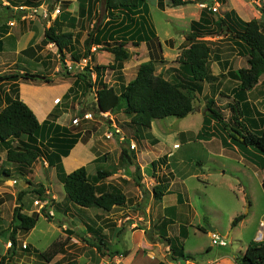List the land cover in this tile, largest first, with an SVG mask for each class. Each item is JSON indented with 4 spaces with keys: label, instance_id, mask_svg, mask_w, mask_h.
<instances>
[{
    "label": "crops",
    "instance_id": "obj_1",
    "mask_svg": "<svg viewBox=\"0 0 264 264\" xmlns=\"http://www.w3.org/2000/svg\"><path fill=\"white\" fill-rule=\"evenodd\" d=\"M21 1L23 0H19V3ZM6 2L10 4V7H8L9 10L11 11L13 10L14 12L20 11V13L23 16L16 18L17 21H14L13 19H7V22L0 26V75L5 73L17 72L13 69V67L16 66L17 68L20 62L28 60L31 62V64H35L37 69L34 70L33 72L32 71L30 72L37 73L39 75L48 76L52 78V80L54 81V83L51 85L45 83H39V82H19V96L20 99L32 109V111L35 113L40 123H43L44 121L50 119L52 122H54L55 125H59L63 128L69 129V132L71 134L82 133L81 138L72 148L70 154L67 157L62 158V164L65 173L70 174L71 172L79 169L80 167H86L89 175L93 176L96 171H103L101 170L100 165L104 161H109L106 155L108 153L115 154V162L117 163L119 162L118 164H120V168H122L121 165H124L123 166L124 168L119 170L120 176L116 174V176L119 177L120 184L121 183L128 184L131 182V184L134 186V189L136 191L134 185L135 174L131 171V169H129V164H127L126 162L124 163L123 161L124 159H122V156L121 157L119 156V153L123 154L125 150L127 151V155H131L132 152L136 154L137 152L136 158L138 159L139 164L135 162L134 163L140 167V173L145 174L148 170V167L151 166L152 173H154L156 169L159 172L161 168L165 167V169L167 170L166 172L170 174V176L163 175L169 177L170 179L168 182L169 183L168 192L163 197L162 201L159 202L160 204L154 202V197H151V202H154L155 204L154 203L150 204L149 208H147L148 206H146L147 202L146 204L145 202L142 201L140 202V204H142L143 206L140 220H144V224H143L144 226L143 227L138 226L136 229H135L136 226L135 222L132 224L131 227L124 225L123 222L129 220L130 219L129 216H127L125 219H119L118 221L119 225L117 226L115 222V217L119 209L127 208L126 206L132 203L133 198H130L128 195L133 192L132 188L125 187L124 190H121L122 188H120V186L115 183V190L117 191L120 190L121 192H123L127 197V202L125 205L116 206L115 208H113L112 211L106 213L101 209L76 208L74 206L75 204L73 205L71 202H69L66 199L65 194L61 193V195L63 196L61 202L62 203L64 202L65 205H69L73 208L78 209L82 216L79 218V221H77V228H81L82 232H87V234H91V235L94 234L92 238L94 236L106 237L107 236L105 234L106 231L109 232L111 230L112 231L109 237L112 238L111 235L112 233H114V231L117 228H121L124 226L121 229L122 231L123 230L125 231L126 229L124 228H127L128 230L125 232L123 237L125 243L129 242V240L131 243L132 248L130 247L128 248V253H132L133 251L140 249H142V251L134 255L132 259H129L124 264H196L195 261L196 259L194 261L193 259L200 256V254L198 253L199 252L203 253L205 251L209 252L211 251V247L214 245L212 243L209 246H206L203 250H194V251L189 249L187 250L186 242L190 237V231L192 229L196 233L205 234L207 232H204L205 227L203 226V223L209 222L210 225L211 224L213 225V223L206 216L207 214L206 208L202 210L204 213L203 215H200V213L196 211L195 206H198L199 208L206 206L203 205L201 201L197 202V205L195 204L194 201H191V194L188 187L186 186V182L189 179L193 178L198 180V182L204 185L205 188H208L207 185L209 183L208 179L212 178L211 171L215 169L214 167H212V163L214 162L215 158L225 156L228 153V151L235 152L233 153L235 156L236 153L238 154L241 153L240 149L236 147V145H234L233 143H226L222 141V138H226L224 132L220 133L217 130H213V134L211 136L208 137L199 136L200 132L203 129L204 117H205V113L207 112V107H206L207 100L215 99L220 107H222L223 105H224L223 107H226L229 101L222 102L219 98H217V96L218 95L220 96L221 93H225L226 95L234 94L235 88L238 87L239 82L231 78L230 75L232 74V72L237 71V69L239 70L243 67H247V59L243 57L242 54L240 53L239 48L237 47V40H235L230 35L218 34L219 33L218 27L214 25L210 27V30H212L213 33L215 34L202 38L203 40L210 42V46L212 48V56L210 62L212 75L218 78L212 83H208V82L203 83V89L201 92L202 94L201 100L203 102H199V104H201L202 107L198 108L197 110V107L199 105L196 106L194 102V112L191 113L186 118L178 120V122L175 119L169 121H163L165 119H162L163 122L162 125L160 120L153 121L151 128L147 129V131L143 130L142 133H140L141 135H136V137L139 138L137 143L138 147L136 151H130V144L131 143L135 144L136 139H131L130 141L128 140L120 141L115 144V147L119 148L118 150H113L112 148L110 149L108 148L109 149L108 150L107 147L103 146V142L106 140L101 139L103 141L102 142L99 139H94L93 136L95 137V134H92V138L86 140L85 139L86 132H90V129H86L88 127H85L84 129L83 127L81 130L78 128V125H73L72 123L73 122L72 120L77 118L78 113L73 116V113H75V105L77 107V104L74 103L73 101L74 98L71 97V95L69 96V91L74 84L73 75L76 72L74 71V69H71V71L67 73V76L63 77L64 75L62 73L60 74V72H63V70L61 65L62 61L60 60V55L58 54L57 47L54 46L53 44L43 46L42 43L45 38V31H46L45 20L39 18L38 16L32 15L31 14L32 7L21 6L22 4H20V7H15L11 5V3H9L8 1ZM164 2L166 3V7L164 8V10L161 9V11L163 13L168 14V10L170 9L167 6L168 0H164ZM195 3L196 2L191 1V3L188 4V5L194 4L199 14L198 18L192 19L191 22L199 21L202 16L201 14L203 12L204 13L207 12L210 18L216 19L219 17H223L226 13L231 11H234L237 14V16L245 22H249L252 20L263 21L262 13L260 9L264 8V0H226L224 4L221 2L219 3L220 5L219 12L214 13L215 15H212V13L210 12L211 10L207 8L202 9L199 5L197 6ZM157 6L158 8H160L158 2H157ZM103 8L104 7L101 6L100 3L96 5H87L85 7L84 13H82L80 11V6L79 7L73 6L71 8L65 9V11L63 12H60L59 15H55V16L53 15V18L50 21H48L49 24L47 26V29L54 24L56 19H58V21H60V23L63 25L64 31H71L75 34V36L80 38V44H78V47H81V45H83L85 41H82V38L85 35L88 36L89 33L100 35L102 40L106 39L107 42H114L115 23L108 24L109 18L107 16L103 19L101 24L95 26L96 22L94 20L96 16L99 15L100 12H102ZM181 8H177V9H181ZM55 9L56 7H51L49 9L50 14ZM220 11H222L223 14L220 13ZM102 13L105 14V12ZM148 14L150 15L149 9H148ZM140 15L141 14L139 13L138 16ZM138 16L136 19L137 24L140 23L139 22L140 17ZM87 18H89V20L93 19V22L91 23L92 28L90 30L87 28V33L84 34V31L86 29L85 22ZM9 26L11 27L9 28ZM134 31H132L131 34L132 37L137 35V30ZM40 34L42 35V38H40L39 41H37L38 35ZM157 37H158L157 38L158 43H160L162 46V42L160 41L159 36ZM181 39H182V43L176 49L174 48L175 43L173 39L164 40L165 45L167 44L169 47L168 49L172 50L173 52V54L170 55L173 56L172 57L173 59L174 57H179L183 49L190 47L189 42L186 40V32L181 35ZM75 46L77 47V45ZM30 47L32 51L26 52L27 49ZM45 47H49L48 51L46 52H45ZM99 47L101 46L99 45ZM140 47L142 48V50L146 49L147 55H149V61L153 58L152 55L156 57L155 46L152 43L143 42V44L140 45ZM150 52L152 53V55ZM159 52L164 59L163 60L164 62H162L159 66L164 65V63L165 64L168 63L169 59L168 57H166L168 52L165 51V48L163 46L161 48V51ZM107 58H108V63L110 64L109 60L112 59V57L108 55ZM52 63H55L54 67ZM174 63L175 61L173 62V64ZM178 64L179 65L168 67L165 70L167 76L164 75V71L163 73L160 74L165 78L166 77L171 78L172 75L175 74L176 76H178L177 80L183 78L188 79V71L185 70L184 68L181 69V63ZM214 65H216V68H214ZM18 68L21 69V71L19 72L22 73L24 71H28L26 70V68H23L21 66ZM72 68H75V65ZM171 68L174 69L172 70ZM56 79L59 80L57 83L55 82ZM10 87H11V83L0 82V111L6 107L8 103L7 102L8 97L9 98L12 97V95L9 92ZM232 101L234 102V99ZM247 101L250 107L246 110V116L241 117L240 121L248 129H253L255 128V124L256 126H258V123L260 124L261 119H259V116L261 115L260 112L262 109L261 106H263L264 109V76L260 79L259 84L252 91L248 92ZM222 111L225 113L226 118H227L226 114H228L229 116L231 115V113L228 112L227 110L222 109ZM248 111L251 112L247 114ZM52 113H54L52 115V117L53 116L54 117L51 119ZM119 115H122V113L116 114L115 117ZM85 123H87V125L90 124V122H85ZM177 124L178 126H176ZM212 124H214V128H216L218 122L214 120ZM157 125L162 126L161 127L162 132H160L159 129L158 130L156 129L158 127ZM127 130H132V128L127 127ZM62 132L63 131H58L55 127H53V129L50 130V134L49 135L46 134L47 137L46 141H48L49 139V141L52 142V144H50L48 148L56 149L55 147H53V143L56 140L54 136L57 135L59 136V134ZM5 148H6L5 145H3L2 148H0L1 158H4L5 156V151H6ZM152 152H154L156 156L154 159H149L148 153H152ZM143 158H145V161H143ZM154 161H160V163L157 165L156 168L152 167V163ZM243 161L247 163L249 160H247V158L245 157ZM91 166L94 169L93 172L89 170ZM202 167H204V169H202ZM53 170L55 171L56 180L61 184L62 183L61 180L60 179L58 180V178H60L58 171L56 170V168ZM205 171L209 172V175L205 174ZM223 174H225L224 171ZM238 182H239L238 185H232L230 190L236 196H237V192L242 194L241 199L239 197H237V199L241 200L244 203V205L250 199L249 203L251 208L252 196L249 195V191L245 188V186L243 187L239 185L241 184L240 180ZM176 183L178 185L176 189L173 190V185ZM104 184L103 185L98 184L100 187L99 190L101 192L105 190L107 191L109 190L108 185H104ZM61 185L63 187V183ZM50 187L51 186H49L48 189L49 193H47V191L46 193L50 196V198H52L51 196L54 197V195L53 192L50 190ZM139 189L143 195L145 196L147 195L148 193L147 189L145 192L143 191L144 189L143 190H141V188ZM153 189H152V195H153ZM58 202L59 201L57 200L56 203ZM250 208L249 210H247V214L250 212ZM114 211H115V217L110 216L109 213H112ZM156 212H158L159 214L158 213L156 214ZM235 213L230 218V221L232 222L237 216L243 215V213L241 212L238 214ZM160 215L161 218L158 217ZM194 217H197L196 222H193ZM245 220L246 218L241 223H243ZM232 222L230 225V228L232 229L230 233L232 234L229 235V241L232 240L233 231L236 228V227L235 228L232 227ZM178 225L180 227L179 237L174 235L173 230L172 232H170L171 227L175 226L176 228ZM66 226H63V228H61L63 232L64 230L67 229ZM213 226H214L213 227L214 230L210 231V233L211 232L217 233L216 226L215 225ZM147 230L148 231L152 230L151 233H153L154 235L156 241L155 244L150 242L152 241L151 239L153 238V235L149 234ZM184 230L186 233H183ZM258 232L259 233L255 236V238H253L256 241H260L263 239L262 238V235L264 234L263 223H261ZM101 233H103V235H101ZM210 233H207L206 235L210 237L209 235ZM226 236L227 235H224L221 238H224L223 240L227 241L225 239ZM168 239H170L173 242L174 247L179 248L180 245H182L184 247V252L188 255H191L192 258L189 260H184L180 258L179 255L180 251H177L176 253L172 252L169 246ZM85 242L88 244V245L86 244L87 247L90 246V250L88 254L91 253L92 255L96 254L98 256H101L98 253L97 249L90 245V243H94V241H91L90 239H86ZM7 245L10 246L11 242L7 243ZM29 247H33L31 243H29ZM169 251L172 252L173 258H172V254H169ZM119 252H127V250L119 251ZM237 254L238 252H233V254H229L228 256L227 255L218 256L213 260L210 257H208L203 262L204 263L207 262L206 264H238V262L236 261L238 257ZM126 255L127 253L124 256H120V257H125ZM101 257L107 258L105 262L109 261L110 259V256L108 255ZM115 257H119V256H115ZM115 257H113V259H115ZM102 264L104 263L102 262ZM113 264H115V260Z\"/></svg>",
    "mask_w": 264,
    "mask_h": 264
},
{
    "label": "trees",
    "instance_id": "obj_2",
    "mask_svg": "<svg viewBox=\"0 0 264 264\" xmlns=\"http://www.w3.org/2000/svg\"><path fill=\"white\" fill-rule=\"evenodd\" d=\"M225 3L226 0H218ZM147 0H79L80 11L84 13L87 5H96L102 3L105 14L109 18L108 24L115 23V39L119 32L117 29L120 25L123 30L120 31L122 41H116L118 44L111 45L106 39L101 38L100 35L89 33L87 39L83 43L85 48L84 54L78 53V44L80 38L75 36L71 31H64L63 25L55 20L54 24L46 29L43 46L53 44L57 47L58 54L62 65H65V56L70 53L72 61L80 63L82 59H87L91 56V48L94 45H103L102 51L113 55L114 63L107 66L96 65L94 68L86 66L85 73L72 74L76 77L75 86L79 88H87L90 91L96 90V114L110 113L116 115L123 113L130 121V125L136 128H151L152 122L155 120H162L165 118H176L178 120L184 119L194 112L195 92H202L203 83H212L218 78L212 75L211 71V56L212 48L210 42L203 40L206 36H211L213 33L210 30L212 25L218 27V34H225L232 36L237 40V47L243 57L247 59V67L237 69L232 72L231 77L239 82L235 93L226 95L221 93L226 98H233V103H228L231 118L235 125H229L224 116L220 113L221 108L215 99L207 100V112L205 113L204 123L200 137H208L213 134L212 122L215 120L222 123L225 127L223 131L226 138H222L226 143H237L240 148L247 152L250 161L264 170V121L258 123L257 132L250 131L240 118L246 116V110L250 107L247 96L248 92L252 91L264 76V8L260 9L263 21L252 20L245 22L241 20L234 11L226 13L223 17L210 18L207 12H203L199 21H194L192 30L186 34V40L189 42V48L182 51L179 56V63L181 69L188 71V79L183 78L176 81H169L164 76L156 74V64L164 62L160 55L161 44L156 43L155 53L156 58L152 55V59L148 62L142 63L137 72V76L128 84H123L120 90L110 86L104 80L105 71L108 69L115 70L121 74L124 63L131 58V53L126 48V44L132 43L133 46H140L143 42L151 43L157 39V33L150 23L148 14ZM191 2L189 0H168L167 6L172 9L187 6ZM1 4V3H0ZM30 6H36L35 3L27 2ZM158 5L160 9L164 10L166 3L164 0H159ZM210 6H213L210 4ZM214 15L213 11H210ZM141 14L138 16V14ZM84 15V14H83ZM137 16L140 17V23L137 24ZM127 23V25H125ZM138 26V27H137ZM137 27V28H136ZM137 30V35L132 37V31ZM135 32V31H134ZM117 35V36H116ZM77 45V47L75 46ZM41 48V47H40ZM32 51L31 47L26 52ZM96 73V80L93 82L92 73ZM71 74V73H70ZM120 79L123 81L122 75ZM1 82L11 83L8 103L4 109L0 111V144L5 145L7 149V160L19 165L21 168H26L33 165L40 157H47L49 167H55L58 171L63 188L66 194V199L81 208L86 209H101L105 212H110L116 206H123L127 202L126 195L121 191H100L99 185L96 182L104 180L111 176L112 173L108 171H98L97 175H89L86 167H80L70 174H66L62 164V158L70 154L72 148L81 138L82 133L71 134L69 129L55 125L50 119L40 123L32 109L20 99L19 96V82H39L45 84H53L52 78L32 73L29 71L12 72L0 75ZM251 111H248L249 114ZM54 113L51 114V119ZM261 125V126H259ZM55 127L58 131H63L59 136L55 137L53 147L48 146L52 144L51 141H46V134H50V130ZM229 129V130H228ZM230 129L235 134L230 132ZM22 135L28 136V141H23L17 147H12L10 141L15 137ZM240 138H238V136ZM52 139V138H51ZM243 139V141H242ZM230 141V142H228ZM234 144V143H233ZM228 145V144H227ZM250 147V148H249ZM45 149L49 152H45ZM263 156H259L256 152ZM45 152V153H44ZM132 159L136 161V154L132 152L127 155L124 150L122 159L124 163ZM160 161H154L152 167L156 168ZM135 164L132 162L130 165ZM1 167V157H0ZM135 179L138 187L143 188L141 177L138 175L140 167L136 165ZM19 172H22L19 170ZM4 176L10 178L12 176L11 169H6L2 172ZM169 180H162L154 187L153 197L157 201H162L163 197L168 192ZM29 187L26 191H22L18 197L19 206L14 209L13 220L16 223L9 232V242L11 247L8 254L12 257L15 255L17 249V235L18 233L28 234L32 231L40 218L39 213L29 215L25 213L23 197L28 194H34L39 200L50 202L52 204L54 199L46 193L43 185L28 182ZM145 192V190H143ZM51 205L47 204L43 209V215L48 219H53V216L48 213ZM47 211V213L45 212ZM245 215L237 216L233 222L234 228L244 220ZM7 232V231H6ZM69 234L72 231H67ZM183 233H186L185 230ZM148 235V233H147ZM150 238V237H149ZM70 237L59 238L54 241L45 251L29 247L25 248L24 252H33L42 258L46 263H50L54 258L62 253L70 243ZM169 246L172 252L180 251V258L184 260L191 259V255L184 252V247L180 245L179 248L174 247L173 242L168 239ZM95 247L101 256H124L127 252H111L106 244L105 238L100 237L98 241L90 243ZM7 255L0 259V264H7ZM236 261L238 264H264V241H252L244 255L238 256ZM54 264H62L56 262ZM64 264H76L74 262Z\"/></svg>",
    "mask_w": 264,
    "mask_h": 264
},
{
    "label": "rangeland",
    "instance_id": "obj_3",
    "mask_svg": "<svg viewBox=\"0 0 264 264\" xmlns=\"http://www.w3.org/2000/svg\"><path fill=\"white\" fill-rule=\"evenodd\" d=\"M6 1L11 3V5L15 7L21 6H29L32 7L31 14L38 16L39 18H42L45 20L46 25L45 28L47 29L48 21H50L53 18V15H59L60 12L65 11V9L71 8L73 6L79 7L80 4L79 0L77 3V0H23L19 3V0H0V26L7 22V19H13L14 21H17L16 18L22 17L23 15L20 13V11L14 12L13 10H9L8 7H10V4H8ZM196 2L195 4L198 6H201L202 3H204L205 0H189ZM27 2L35 3L36 6H30L27 4ZM158 0H147L146 4L150 12V23L154 27L155 31L157 32V36H159L160 41L162 42V46L165 48V51L168 52V63H164V65L159 66L161 63L156 64V74L159 75L160 73H163L166 75V69L168 67H172L174 65H179V57L170 56L173 54L172 50L168 49V45L166 46L164 43V40L166 39H173L174 40V48L176 49L181 43V35L186 32H190L192 29L191 22L192 19L198 18L199 14L197 11V8L193 5H187L184 8L181 9H172L170 8L168 10V14L163 13L160 8L157 6ZM24 4V5H23ZM101 6H103L102 3H100ZM5 6V7H4ZM7 7V8H6ZM51 7H56V9L50 14L49 9ZM104 7V6H103ZM203 9V8H202ZM102 12H105L104 8ZM100 12L99 15L95 18V26L98 24H101L103 19L107 16L106 14ZM106 13V12H105ZM220 13L223 14L222 11ZM215 15V14H214ZM93 22V19L89 20V18L86 19L85 26L86 29L84 31V34L87 33V28L90 30L91 23ZM127 25V23L125 24ZM12 26V25H11ZM9 26V28L11 27ZM124 25H120L117 31L119 32L118 37L116 38L118 41H122L120 34L123 30ZM116 29V28H115ZM117 36V35H116ZM87 35H85L82 38V41H85L87 39ZM42 38V35H38L37 41ZM110 42L111 45L118 44L116 41ZM36 41V42H37ZM158 42V39H155L153 42H151L153 45ZM143 44V43H142ZM141 44V45H142ZM101 47L94 45L91 48V56H89L87 59H82L80 63H74L71 61L70 53L66 54L65 58V65H62V73L64 76H67V73L71 71V69H74L76 72L75 74H82L85 73V68L87 65L90 66V68H94L96 65L100 66H107L114 63V57L113 55L109 54L108 52L102 51L103 45H100ZM126 48L131 53V58L124 63V68L121 70V74L115 70L108 69L105 71L104 80L107 84L110 86H113L117 88V90H120L123 84H128V82L132 81L136 76L138 72L139 65H141L142 62L149 61V55H147L146 49L142 50L140 46H133V44L130 42L126 44ZM49 47H45V52L48 51ZM97 49V50H96ZM96 50V51H95ZM142 50V51H141ZM184 50V49H183ZM182 50V51H183ZM78 53L84 54L85 48L83 45L81 47H78L76 50ZM181 51V53H182ZM156 53H159L158 50ZM180 53V55H181ZM155 54V53H154ZM108 55L112 57V59L109 60L110 64L108 63ZM157 55V54H156ZM11 57V56H10ZM96 57V58H95ZM154 59H157L154 56ZM175 63L173 64V62ZM37 64V63H36ZM77 64V65H76ZM211 64V63H210ZM53 67L55 66V63H52ZM75 68H72L74 67ZM26 68V70L34 71L37 70L35 64H31L30 61H22L18 65V67ZM159 66V67H158ZM16 68V66L13 67L15 71H21V69ZM214 68H216V65H214ZM172 70L174 68H171ZM162 70V71H161ZM212 71V70H211ZM9 72V71H8ZM59 74V75H60ZM124 78L122 81L120 79V76ZM173 77V78H172ZM172 77H166L169 81H178L175 74L172 75ZM231 77V75H230ZM73 86L69 91V96L74 98V103L77 104V107L75 105V113H73V116L77 113V118L79 119L78 128L82 130L84 127H88L86 129H90V132H86L85 139L89 140L92 138V134H95L94 139H99L103 142V146L107 147V149L112 148L113 150H118L119 148L115 147V144L120 141L131 139L135 140V147L137 149L138 145V139L136 135H141L142 131H147V129L144 128H136L134 125H130V120L122 113V115H119L115 117V115H111L110 113L104 114H96V90L97 87H95L96 90L90 91L87 88H79L77 89L75 86V80L76 77L73 76ZM232 78V77H231ZM55 79V78H54ZM234 79V78H233ZM92 80L95 82L96 80V73H92ZM236 80V79H234ZM59 80L56 79V83ZM237 81V80H236ZM1 82V81H0ZM195 105L198 106V108L202 107L199 102H203L201 100L202 94L200 92H195ZM217 98H219L222 102H233V98L227 99L225 96L218 95ZM221 102V103H222ZM228 102V103H229ZM224 106V105H223ZM220 107L221 111L220 113L224 116V120L229 125H235V122H233L231 115H227V118L225 116V113L222 111L227 110L230 112L227 107ZM74 107V106H73ZM79 107V109H78ZM261 115L259 116L260 121H264V109L263 106H261ZM86 113L92 114V119H83L84 115ZM73 119L72 123L75 124V120ZM176 120L178 122V119L176 118H165L163 121H169V120ZM128 120V121H127ZM161 124L163 125L162 120ZM85 122H90L89 125ZM82 125V127H81ZM158 126V125H157ZM178 126V124L176 125ZM128 128H132V130H127ZM162 126H158L156 129L160 130ZM197 127V125H196ZM212 128H214V124L211 125ZM178 128V127H176ZM180 129V128H179ZM181 130V129H180ZM213 130H217L218 132H223L225 130V127L222 123L217 124V127ZM229 130V129H228ZM250 131L257 132L261 129H258V126L255 124V128L249 129ZM140 131V132H139ZM168 132V131H167ZM202 132V131H201ZM230 132L235 134V132L230 129ZM23 141H28L27 135H22L21 137H15L10 141V144L12 147H17L20 144L23 143ZM236 147H238L241 151L240 154L236 153V156L233 154L235 152L228 151V153L225 156L222 157H216L214 162L212 163V167L215 169L211 171L212 178H209L208 188H205L204 185L198 182L196 179H189L186 182V186L188 187L190 194H191V201H194L197 205V202L201 201L203 205L206 207H198L195 206L196 211L200 213V215H203L204 208H206V216L210 219V221L213 223V225L217 228L216 232L210 233V228H213L214 226L209 222H204L203 226L204 232L210 233V237L205 234H199L196 233L191 229L190 231V237L188 241L186 242V249L188 250H203L206 246H209L212 244V240L215 236L219 237L218 240L224 239L221 238L224 235H227L225 239L229 243L226 246H220V245H214L211 247V251H205L203 253H198L200 256L197 258H194L193 261H196V264H206L207 262H203L206 258L210 257L212 260L217 258L218 256H224L233 254V252H238V256L244 255L245 250L247 249L248 245L256 240L255 236L259 233V228L261 226V223L264 224V170L261 167L256 166L252 162H250L249 156L246 155V152L243 151L240 146L233 142ZM132 144V143H131ZM130 144V145H131ZM3 145L0 144V148H2ZM250 148V147H249ZM108 149V150H109ZM130 148V151H136ZM5 156L4 158H1V167H0V259L7 255V264H54L55 262H60L62 264L64 263H71L74 262L76 264H113L115 260V264H124L129 259H132L134 255L141 252L142 249L133 251L132 253H128V248L131 247L130 240L129 242L124 241V234L128 230L127 228L125 231L121 230V228H117L114 233H112V238H110L111 231H106V237L105 241L106 244L111 252L114 251H125L127 250V257H115V259H109V261L105 262L107 258L101 257L98 255H92L91 253L88 254L90 250V246H86V239H90L91 241H98L100 236H92L94 234H87V232H82L81 228H77V221H79V218L82 217L79 210L80 209H86L78 207L77 205H74L76 208H73L69 205H65L64 202L62 203V194H65L64 188L62 187V183L60 184L56 180L55 176V167H49V162L47 157L43 156L40 157L39 160H37L33 165L21 168L19 165L12 164L7 160V149L5 148ZM45 152H49V150L45 149ZM44 152V153H45ZM256 152V151H254ZM259 156H263L256 152ZM232 154V155H231ZM123 154L119 153V156L121 157ZM137 155V152H136ZM246 155V156H245ZM156 154L154 152L148 153L149 159H154ZM106 157L109 159V161H104L100 165L101 170L108 171L111 174L108 178H105L104 180L96 182V184L108 185L109 190L115 191V183L122 188L121 190H124V188H132L133 192L128 194L130 198H133V201L131 204H128L126 206L127 208L119 209V211L116 214L115 217V211L112 213H109L110 216L115 217L116 226L119 225L118 221L119 219H125L127 216L130 217L129 220H126L124 225H127L128 227H131L132 224L135 222L136 226L135 229L138 226L143 227L144 220H140L141 212L143 209L142 204L140 202H147L146 206L149 208L150 204L156 202L157 204H160L159 202L154 199V202H151L152 195V189L159 183V181L170 179L167 176L168 175L165 169V167L161 168V170L158 172L157 169L154 173L151 172V166L148 167V170L145 174H142L138 171V175L141 177V183H143V188L141 190L147 189L148 193L147 195H143L140 191V187L136 184V179L134 178V185L136 188V191L134 189V186L130 183H121L119 182V177L116 176V174L119 175V170L124 168V165H121L122 168H120V164L115 162V154L108 153ZM246 157L247 160H249L247 163L243 161V159ZM106 158V160H107ZM143 161H145V158H143ZM132 162H135L139 164L138 159L136 161H132V159L128 158L127 164H129V169L135 174L137 172L136 170V164L130 165ZM117 163V164H116ZM94 166V165H93ZM95 167V166H94ZM11 169L12 176L10 178L3 175L2 172H5L6 169ZM204 169V167H202ZM22 171V172H19ZM93 172V167L91 166L90 169ZM223 171L225 174H223ZM98 171L94 173L93 176L97 175ZM205 174L209 175V172L205 171ZM92 176V175H91ZM92 176V177H93ZM120 176V175H119ZM60 178H58L59 180ZM240 180L241 184L240 186H245V188L249 191V195L252 196V203L250 208V199L247 201V203L244 205V203L237 199L239 197L241 199L242 194L237 192V196L232 193L231 186L232 185H238V181ZM31 181L34 184L43 185L49 193L48 189L49 186L50 190L53 192L52 199H54V202L50 204L48 202L47 204L51 205V207L48 209V213L53 216V219H48L43 215V208L40 207V205H36L33 201L38 199V197L34 194H28L23 197V204H24V212L32 215L34 213H39L40 218L37 222L36 227L30 231L28 234L18 233L17 235V249L15 251L14 256H10L8 254V250L10 249L11 245L8 246L7 243H9V230L16 224L13 220V213L14 209L19 206L18 197L22 191H26L29 187L28 182ZM53 181V182H52ZM177 183L173 185V190L176 189ZM139 190V192H138ZM120 191V190H118ZM66 196V194H65ZM248 196V197H250ZM59 201L56 203V201ZM155 204V203H154ZM157 208V207H155ZM250 212L247 214V210ZM47 213V211H45ZM236 212V213H235ZM243 213L245 215L244 219L246 220L243 223H239L237 226H235L233 231V238L231 241H229V235L232 229L230 228L231 222L230 218L233 216V214ZM100 213V212H98ZM106 213V212H105ZM158 212H156L157 214ZM159 214V213H158ZM118 217V218H117ZM161 218V215L158 216ZM117 219V220H116ZM193 222H196L197 217L193 218ZM153 221V220H152ZM67 225V226H66ZM176 225V224H175ZM63 226H66L67 229L62 231L61 228ZM179 225L175 228V226L171 227L170 232H174V235L179 237ZM120 229V230H119ZM7 231V232H6ZM67 231H72L71 234H69ZM86 231V230H84ZM229 231V233H228ZM147 232L151 235H153L152 230ZM261 233V232H260ZM218 234V235H217ZM103 235V233H101ZM70 237V243L68 247L54 260L50 263H46L42 258H40L37 253L33 252V250L29 252H24L25 249L23 248L24 244L29 245V243L32 244L33 247H35L40 252L45 251L50 244H52L54 241L58 240L59 238H66ZM171 236V234H170ZM103 237V236H102ZM86 238V239H85ZM262 240L264 241V234L262 235ZM150 240V239H149ZM153 244L156 243L154 235L151 239ZM259 241V242H260ZM7 245V246H6ZM88 245V244H87ZM135 249V248H134ZM133 249V250H134ZM24 250V251H23ZM169 254H172V252L169 251ZM170 257V256H169ZM105 258V259H104ZM173 258V254H172ZM172 260V259H171ZM174 261V260H173Z\"/></svg>",
    "mask_w": 264,
    "mask_h": 264
},
{
    "label": "built area",
    "instance_id": "obj_4",
    "mask_svg": "<svg viewBox=\"0 0 264 264\" xmlns=\"http://www.w3.org/2000/svg\"><path fill=\"white\" fill-rule=\"evenodd\" d=\"M210 4H212L213 6H210ZM201 6H202V8H207V9L213 11L214 13H218L219 7H220L218 0H205L204 3L201 4ZM101 114L105 115V113H103V112ZM92 118H93L92 114L86 113L84 115L83 119L85 120V119H92ZM78 123H79V119H76L75 124L77 125ZM130 148H132L133 150L136 149V147L133 143L130 145ZM34 203L36 205H40L41 208L45 207V205L47 204L46 201L41 202L40 200H36ZM218 238L219 237L215 236L214 239L212 240L214 245L226 246L228 244L227 241H225L223 239L218 240ZM26 247H27V245L24 244L23 248L25 249Z\"/></svg>",
    "mask_w": 264,
    "mask_h": 264
},
{
    "label": "clouds",
    "instance_id": "obj_5",
    "mask_svg": "<svg viewBox=\"0 0 264 264\" xmlns=\"http://www.w3.org/2000/svg\"><path fill=\"white\" fill-rule=\"evenodd\" d=\"M220 3V2H219ZM220 6V5H219ZM220 8V7H219ZM36 200H39V199H36ZM36 200H34L33 202H35ZM41 202H45V201H42V200H40ZM48 203V202H47ZM47 205V204H46ZM46 205H45V207H46ZM45 207H43V209H45Z\"/></svg>",
    "mask_w": 264,
    "mask_h": 264
},
{
    "label": "water",
    "instance_id": "obj_6",
    "mask_svg": "<svg viewBox=\"0 0 264 264\" xmlns=\"http://www.w3.org/2000/svg\"><path fill=\"white\" fill-rule=\"evenodd\" d=\"M232 132H233V130H232ZM238 136V135H237ZM238 138H240L239 136H238ZM242 141H243V139H242ZM214 229L213 228H210V231H213Z\"/></svg>",
    "mask_w": 264,
    "mask_h": 264
}]
</instances>
